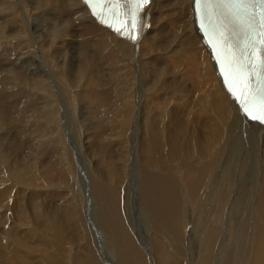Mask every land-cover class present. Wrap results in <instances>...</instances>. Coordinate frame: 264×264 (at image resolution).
I'll use <instances>...</instances> for the list:
<instances>
[{
	"label": "bare ground",
	"instance_id": "1",
	"mask_svg": "<svg viewBox=\"0 0 264 264\" xmlns=\"http://www.w3.org/2000/svg\"><path fill=\"white\" fill-rule=\"evenodd\" d=\"M191 2L152 0L150 24L132 42L97 21L82 0H0V124H19L18 150L30 154L32 146L74 138L65 122L71 126L73 118L76 130L72 104L80 99L94 122L91 151L103 157L113 146L119 161L112 171H90L82 185L91 186L81 199L78 170L64 176V171H42V183L54 189L44 197L54 203L36 199L30 232L44 236L37 218L51 213L35 210L52 203L59 217L93 227H85L97 245L89 254L92 264H114L113 258L119 264H139L141 256L144 264H157L148 242L136 238L131 222L123 219L125 189L131 186L140 194L137 204L143 196L148 220H154L152 241L156 243L159 233L174 246L162 250V264L167 259L177 264H264V125L247 119L224 88L194 25ZM91 76L95 79L88 81ZM62 98L71 104L69 114ZM60 118L66 137L58 129ZM193 119L197 129L190 124ZM44 120L55 123L43 137ZM78 127L77 136H84ZM2 150L0 143V156ZM250 151L257 157L251 161ZM45 153L48 159L58 154ZM27 156L17 179L36 189L41 183L31 175L34 168L31 172ZM114 176L124 186L123 205L122 199L106 200L103 192L102 185L111 184ZM7 179L17 183L11 175ZM1 183L0 198L7 203L13 190ZM18 206L12 222L9 214H0V235L26 229L22 215L27 211L22 203ZM2 244L0 238V264ZM102 247L109 249L106 254ZM64 256L69 262L70 253Z\"/></svg>",
	"mask_w": 264,
	"mask_h": 264
},
{
	"label": "rangeland",
	"instance_id": "2",
	"mask_svg": "<svg viewBox=\"0 0 264 264\" xmlns=\"http://www.w3.org/2000/svg\"><path fill=\"white\" fill-rule=\"evenodd\" d=\"M55 20L56 19H53V21ZM90 72L92 73V75L95 76L99 75L98 71L95 68H92ZM82 79L80 80L81 83H83L85 78ZM92 79L94 80L95 77L93 78L91 76V78L88 81H93ZM95 81L97 82V80ZM102 87L103 89L107 88L106 86H102ZM62 100L64 104L67 103L64 98H62ZM74 101L72 105L75 108L74 111L77 117L75 120L76 130L74 131V129L72 128L74 119L69 118L71 126L68 124L67 121L65 123L67 124V128L68 131H70V134L73 133L74 138L71 136L67 137L66 142L64 144H62V142L58 140L57 143L46 142V147H43L41 145L32 146L30 154H28L25 153L26 151L22 152L21 150H18L19 134L16 131H17V126L19 124L16 123L15 121L11 122L10 124H7L8 122H6V124H2V125L0 124L2 127H4L5 125L10 126L8 129L5 128L0 129V143L2 144L3 147L2 155L0 156V174H1L0 177L7 180L5 181L4 184L1 182L0 183L3 184V187H11V190H13V192L11 193V198L7 203H5L6 200L4 199V197L0 198V214L2 213L9 214V220L12 222L15 215L17 214L19 203H22V205L25 207V210L27 211L25 215H22L24 216V218L21 217L25 222L22 228H26V229L24 230L20 229L18 231H9V233L6 234L2 233L3 235H0V238L3 241L2 249H1L2 261H3L2 264H21L28 262H30L31 264H92L89 254L91 251L97 250V245H95L96 242L94 243V239H91L88 236L87 231L85 230V227L88 228L89 230V226L86 225L83 220H80L77 223L72 219L59 217V214L61 215V213L60 210H58V208H56L52 204L54 203V201L52 199H50L49 201L46 199V197H44V195L47 196L51 195L50 193L51 189L52 190L54 189L51 187H47L48 184L47 183L43 184L42 183L43 180L40 179V178L43 179L42 171L44 173H57L64 171V174L62 175L64 176L67 175L71 170H78L79 171L78 175L81 182V184H78L79 185L78 193L81 199L82 196L85 197L87 195V190L91 186L89 184H88L89 186L87 185V187L86 184L82 185L83 181L86 179V176L88 173H90V171L92 174L94 168H100V167L112 171L119 162L115 159L117 156L116 154L117 151H115L112 148L113 146H111V149L107 153V155L103 157L96 155L91 151L92 147H90L89 145L96 141L95 140L96 134L94 133V122H92L89 119L90 112L84 107L85 105L83 104V101L78 99L76 100L77 101L76 104H75L76 101L75 102ZM70 105L71 104L69 103L68 106L67 104L65 106L62 105V107H64L67 110L68 114L70 112L67 107H69ZM83 114L85 117L83 116ZM63 120H64L63 118H60L58 120V129L61 136L66 137V135L63 133L61 129ZM54 123L55 121L53 120H44L42 122V124L45 125L44 127H42L43 137L44 135H47L52 131L54 127ZM190 124L194 129H197L198 125L195 119H193V121H190ZM77 125H79V127ZM77 127L80 132L84 133V136L83 134H79L81 138L78 137L76 134ZM85 133L87 134L85 135ZM85 140H89V141L84 143ZM198 143H201V140H198ZM56 144L58 145V147H56ZM46 150L53 153L57 152L58 154L56 158L50 159L49 157L48 159L47 154L45 153ZM135 154H136L135 151H131V155H135ZM140 154L141 152L138 151L137 152L138 158H141ZM25 155L26 156L28 155L27 157L29 158V160L33 165L31 166L32 168L31 172H33V168H34V172L31 175L33 176L35 175V177L38 178V181H36V183H41L40 184L41 186L38 185L36 189H32L31 187L33 185L31 186L30 183L17 179L16 171L20 168L21 159ZM253 157H256L255 153L253 151H250V155H249L250 161ZM56 160L58 161V163H56ZM125 167H129V166L126 165ZM86 168L87 170H85ZM9 175H11L14 179H16L17 183L15 184L9 183V181L11 180V179L9 180L7 179ZM78 175L77 178L75 179H78ZM138 182H140V179L138 180ZM138 182H136L137 186L135 188L138 187ZM74 186H76L77 188V184H75ZM40 188L41 190H39ZM102 188H103V192L106 195V200L111 199L114 202L120 203V200L122 199L121 204L123 205L122 197L124 192V186H121L118 183L117 177L114 176L113 182L111 184L102 185ZM129 188L127 187L125 189L127 195L126 203H125L126 207H124V209L121 207L123 209L122 210L123 219L125 220V222H131V225L135 229V230L133 229V231H136V233L139 236V237L136 236V238L139 239L141 238L144 242H148L149 247L151 248V251L157 261V264H162V260L160 259V254L162 253V250L166 248L169 251H172L174 249V246L170 244V242L166 237L162 238L159 233H158L159 238L157 239L156 243L152 241L151 237L152 236L153 238L155 237L153 233L154 220L153 218H150L148 220L149 218L147 215L148 212H145V207H144L145 202H143L144 201L143 196H141L142 200L140 202V205L137 204L140 194L136 190L131 191L132 190L131 186ZM127 189L129 191H127ZM36 193H40V196L39 194L34 196V194ZM133 195H135L136 197ZM67 196L68 194L64 195V198L65 199L68 198ZM134 198L136 199V201H134ZM36 199L38 201L40 199L41 201L44 202L45 201L52 202L47 206V208H44L42 203L40 208L35 210V213L39 211L42 212L44 209L47 213H51L48 216L40 215L37 218V222L43 228L44 236L29 231V226H31L32 221L34 222L35 220L34 218H32L30 212L34 207V203H36ZM86 202L88 205L89 202L87 200ZM97 204L100 205L98 201V196H97ZM66 205H69L70 207L72 206V204L70 203ZM126 209L129 210V213L127 212L128 210ZM82 212L83 214L85 213L84 210H82ZM146 220H147V224H146ZM17 224H21V221H18ZM88 224L90 225L89 222ZM93 226L95 228L99 227L98 225H96V222H93ZM137 228H139V230ZM0 230H3V227H0ZM90 230H94L91 225H90ZM94 235L95 234H92V237ZM103 236L104 239L105 236L107 238V233L103 234ZM106 241L107 240L105 239L104 246L106 245L107 247ZM28 248H30L31 250H29ZM106 249H103L104 254H106L105 253ZM67 252L70 253L69 262L66 260L64 256L66 255ZM100 258L102 261L107 259L103 257V255H100ZM111 260L114 264H119V262L114 258ZM167 260H168V264H177L172 259H167ZM138 261L139 264H144V258L142 256L139 258Z\"/></svg>",
	"mask_w": 264,
	"mask_h": 264
},
{
	"label": "snow or ice",
	"instance_id": "3",
	"mask_svg": "<svg viewBox=\"0 0 264 264\" xmlns=\"http://www.w3.org/2000/svg\"><path fill=\"white\" fill-rule=\"evenodd\" d=\"M86 2L94 3L97 7L102 4L115 5L122 3L128 7L129 20L127 26L129 28L136 27V12L139 10L141 4L147 5L151 0H86ZM203 6L205 19L208 22L209 37L212 46L215 48L219 45L220 51L223 53V63L225 71L229 74L233 82L236 83L243 92L246 88V81L248 75L256 82V87L252 90L250 95H245L241 101L244 110L251 115L252 119H261L264 121V38L259 45L260 57L257 59V40L253 36H249L239 48L238 54L234 53L233 49L237 45L232 44L225 26L218 22H214L213 17L216 15V9L221 6H227L228 12L231 15H239L241 11L247 12L248 5L253 3V0H197ZM259 3L264 4V0H259ZM135 4L136 9L130 6ZM97 13L93 11V15ZM115 14L113 13V16ZM253 13V17H255ZM260 32H255L256 37H260L264 33V12L260 14ZM106 18V17H105ZM112 27V24H109ZM141 30L143 24L140 25ZM118 34L124 35L120 29H116ZM249 30L252 31V25L249 23ZM132 39L131 32L127 36ZM232 89L230 88V91Z\"/></svg>",
	"mask_w": 264,
	"mask_h": 264
}]
</instances>
